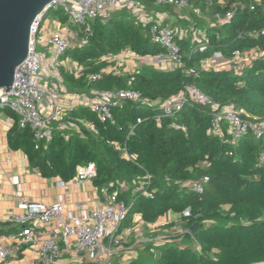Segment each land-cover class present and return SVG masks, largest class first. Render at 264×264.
I'll list each match as a JSON object with an SVG mask.
<instances>
[{"label": "trees", "instance_id": "obj_1", "mask_svg": "<svg viewBox=\"0 0 264 264\" xmlns=\"http://www.w3.org/2000/svg\"><path fill=\"white\" fill-rule=\"evenodd\" d=\"M190 1L201 5L214 21L208 24L205 52L199 51L200 43L175 38L184 67L146 66L133 75L106 71L107 57L124 51L139 57L166 53L151 37L152 22L122 15L93 23L87 44L62 57L83 67L80 74L61 69L70 93L93 99L97 93L129 89L156 102L155 106L125 102L113 109V120L106 123L89 107L78 106L64 119L78 130L55 131L53 141L41 150H35L32 131L20 128L17 117L7 110L16 120L10 146L24 149L45 178L68 182L79 167L94 163L97 186L118 181L133 185L119 195L130 208L123 225L131 224L137 215L148 224L169 213L180 216L187 232L161 247L154 263L126 264H264V131L260 137L248 131L236 141L223 119L222 137L212 132L218 114L230 106L241 112L244 121L264 122V0ZM230 11H234L231 21L217 23L216 14L225 17ZM55 14L67 21L62 10ZM216 52L226 59L237 52H254L256 59L241 75L233 70H206L202 62ZM189 89L212 104L189 95L181 111L165 116L163 104ZM136 186H143L153 197L136 192ZM198 186L202 192L196 191Z\"/></svg>", "mask_w": 264, "mask_h": 264}, {"label": "built area", "instance_id": "obj_2", "mask_svg": "<svg viewBox=\"0 0 264 264\" xmlns=\"http://www.w3.org/2000/svg\"><path fill=\"white\" fill-rule=\"evenodd\" d=\"M157 5L175 7L181 11L193 8L190 0H151ZM200 1V0H198ZM211 1H208V4ZM240 3L236 4L237 8ZM256 8L253 2L250 3V10ZM130 9L138 12L142 17V7L137 0H55L39 17L33 26L30 38V50L27 59L16 71V85L10 92L7 89H0V109L11 111L18 119L19 127L29 128L35 140V149L41 150L43 145H49L54 139V122L61 116L73 109V104L66 98L67 92L63 87V77L61 69L64 65L62 57L74 47H83L88 42V35L91 32V25L95 22H109L116 13ZM62 10L67 17V21L55 14ZM54 18L52 19V15ZM234 11H230L225 17L215 15L217 23L231 21ZM48 18H51L53 29L48 34L45 47L47 52L39 53L38 47L43 46L42 40L48 28L43 27ZM148 24L147 22H144ZM154 42L163 46L166 53L158 57H139L131 52L125 51L120 55L110 56L107 59L119 58L125 55L126 59H138L146 66L162 69L164 64L168 68L184 67L181 49L175 42L179 32L164 27L162 24L154 23L150 30ZM209 45L208 37L201 41L200 52H205ZM254 53V52H253ZM250 57L256 59V54ZM245 53L237 52L233 59H226L221 53L216 52L210 60L202 62L206 70L235 71L241 75L244 66ZM224 62V66L217 67L214 63ZM170 64V65H169ZM143 66V65H142ZM144 67V66H143ZM106 71H113L108 69ZM116 73V72H115ZM120 75L122 73H116ZM7 92V93H6ZM196 100L212 104L205 96L195 89L183 93L177 98L171 99L163 104L165 116H174L181 111L183 104L189 97ZM125 102L142 103L144 105L155 106L156 102L144 100L141 93L133 90L108 91L97 93L93 99H79L75 106L89 107L96 113L103 123L113 120V109L122 107ZM217 110L218 106H214ZM225 119L230 124V133L234 139L240 140L248 131H253L260 137L264 131V122L254 124L244 121L241 112L234 106L222 110L213 126L212 132L222 137L220 122ZM62 131L78 130L75 125L66 124L60 128ZM264 162V157H263ZM97 166L92 163L84 167H79L76 172L77 182L86 183L97 178ZM123 187L121 182L112 184L109 188H103L102 194L106 197V202L79 217L66 216L63 202L46 204L43 202L20 201V214H10L7 222L23 227L19 234L23 244H30L34 241V230L50 227L49 237L44 240L40 259L36 264H56L62 259L66 250L60 246V240H71L74 243L73 252L76 256H88L93 262L99 261V253L104 250L109 256L106 264H110L109 257L115 253L120 246L121 229L128 218L130 208L119 200ZM202 192L200 186L195 188ZM147 198H152L153 194L144 191L143 186L138 188ZM11 256L10 249L0 242V261L4 262Z\"/></svg>", "mask_w": 264, "mask_h": 264}, {"label": "crops", "instance_id": "obj_3", "mask_svg": "<svg viewBox=\"0 0 264 264\" xmlns=\"http://www.w3.org/2000/svg\"><path fill=\"white\" fill-rule=\"evenodd\" d=\"M138 2L143 10L142 17L139 16L138 12L133 10L132 12L134 15L133 17L131 16L133 19L143 23L152 22L153 24H162L164 27L168 28H170L168 23L171 22L176 26L174 30L181 34L179 36L185 37V30L180 31V26L178 25L181 20L177 17L180 16L179 12L168 14V6H161L153 3L154 8H148L145 3L141 1ZM127 11L128 9L122 10L116 13V15L121 16L123 13H127ZM52 29V25H48L44 36L45 39L48 38V34ZM205 37H207V31L204 34V38ZM196 43L197 42H193V45ZM125 57L126 56L123 55L119 58L106 59L110 63L106 70L111 68V70H115L116 73H122L125 72V70L131 69L128 75H133L140 71L143 66L150 67L147 64L145 66L144 63H141L138 59H126ZM62 61L64 62L62 69H67L78 74L83 71V67L70 60L65 61L62 59ZM251 62V58L247 56L243 61L244 66L241 73L247 70ZM214 66H224V62L214 63ZM165 68H168V64H164L162 69ZM122 74L127 75L126 73ZM63 87L67 92L66 98L73 104V109L77 105L79 99L89 98L83 94L76 95L70 93L65 87L64 82ZM66 115L61 116L59 120L54 122L53 127L55 131L63 133L73 131L60 130L61 127L66 125L64 122ZM15 123L16 120L7 110L0 109V242L11 251V256L4 262L0 261V264H36L40 259L43 242L49 237L50 227L47 226L42 229L34 230V241L28 245L23 244L19 236L23 231V227L13 225L7 222L6 219L10 214L17 215L21 213L18 208L20 201L31 203L43 202L49 205L63 202L66 216L79 217L82 214L91 212L97 207L102 206L106 202V197L101 191L103 188H110L112 184L108 186H97L95 183L96 179L94 181L81 183L77 182L76 176L68 182L63 181L60 177H43L40 170L30 162L24 149H13L10 146L9 135ZM47 147L48 145H43L42 148L46 149ZM120 188L122 189L121 192H123L131 189V186L123 185V187ZM135 191L137 192L138 190ZM178 225H182L185 228V224L180 219V216L174 213L167 214L155 224H148L143 221L140 215H137L131 224L123 225L121 229L122 243L120 247L115 250V253L109 257V262L126 264L131 261H140L139 259L141 257L155 258L154 260H157L160 256L159 249L170 241L165 237H159L160 235L158 234L169 232L170 229H175ZM60 246L66 250V253L56 264H84L90 262L95 264H106L109 256L102 250L99 253V261L93 262L88 256H76L72 251L74 243L71 240H60Z\"/></svg>", "mask_w": 264, "mask_h": 264}, {"label": "water", "instance_id": "obj_4", "mask_svg": "<svg viewBox=\"0 0 264 264\" xmlns=\"http://www.w3.org/2000/svg\"><path fill=\"white\" fill-rule=\"evenodd\" d=\"M54 1L0 0V89L15 87L16 71L29 55L33 26Z\"/></svg>", "mask_w": 264, "mask_h": 264}, {"label": "rangeland", "instance_id": "obj_5", "mask_svg": "<svg viewBox=\"0 0 264 264\" xmlns=\"http://www.w3.org/2000/svg\"><path fill=\"white\" fill-rule=\"evenodd\" d=\"M137 1H140V0H137ZM153 3L154 2L153 1L151 2V0H150L148 3H145V5L148 8H154V4ZM191 6H193V8L195 10H193L192 8H189V9L187 8V9H183L181 11H177V10H175V7H167V9H168L167 13L168 14H170V13L174 14V13L179 12L180 16H177V17H178V19H181V20L178 23V25L180 26V31L185 30V32H186L185 33L186 40H188V42L191 45H193V42L194 43L197 42V43L201 44V41L204 40V34L206 33V31L209 28L208 24L213 22L214 20L211 19V17H209V15H206V14H204L202 12L201 5L197 6L194 2H191ZM159 9H162V8H159ZM132 11L133 10L128 9L127 13L126 12L123 13L122 16H125V17H131L132 16L133 17L134 13ZM53 16H55V14L51 16L52 19L54 18ZM50 24H51V18H48L46 20V22L44 23L43 27H46L47 25H50ZM168 25L173 30L176 27L171 22L168 23ZM42 42H43V46L40 45L38 47V50H37L39 53H41V52L45 53V52L48 51V49L45 47L46 39H43ZM252 53L253 52L245 53V58L247 56L251 57ZM141 70H142V67H141ZM130 72H131V69L130 70H125V72H122V73H126L128 75ZM121 183L123 185H126V186H133V185H131V184L125 182V181H121ZM138 188L139 187H137L136 189H138ZM118 190L122 191L121 188H119ZM186 232L187 231L185 230L184 226H182V225L179 226L178 225L177 227H175V229H170L169 232H163V233H160L158 235H160L159 237H161V238L165 237L167 240H172V239H177V238L181 237ZM154 259L155 258L141 257L139 260H140V262H151V263H154V261H155Z\"/></svg>", "mask_w": 264, "mask_h": 264}]
</instances>
